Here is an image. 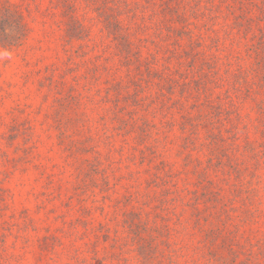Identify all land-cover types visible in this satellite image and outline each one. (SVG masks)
I'll list each match as a JSON object with an SVG mask.
<instances>
[{"label": "rangeland", "instance_id": "1", "mask_svg": "<svg viewBox=\"0 0 264 264\" xmlns=\"http://www.w3.org/2000/svg\"><path fill=\"white\" fill-rule=\"evenodd\" d=\"M0 264H264V0H0Z\"/></svg>", "mask_w": 264, "mask_h": 264}, {"label": "trees", "instance_id": "2", "mask_svg": "<svg viewBox=\"0 0 264 264\" xmlns=\"http://www.w3.org/2000/svg\"><path fill=\"white\" fill-rule=\"evenodd\" d=\"M26 26L20 14L10 7L0 9V45L15 47L26 37Z\"/></svg>", "mask_w": 264, "mask_h": 264}]
</instances>
